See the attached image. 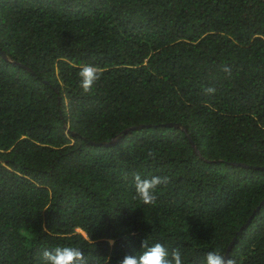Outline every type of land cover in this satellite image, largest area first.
I'll return each instance as SVG.
<instances>
[{"label":"trees","instance_id":"16d2710c","mask_svg":"<svg viewBox=\"0 0 264 264\" xmlns=\"http://www.w3.org/2000/svg\"><path fill=\"white\" fill-rule=\"evenodd\" d=\"M134 173L169 178L153 205ZM263 201L264 0H0V264L146 236L264 264Z\"/></svg>","mask_w":264,"mask_h":264},{"label":"clouds","instance_id":"9594fccd","mask_svg":"<svg viewBox=\"0 0 264 264\" xmlns=\"http://www.w3.org/2000/svg\"><path fill=\"white\" fill-rule=\"evenodd\" d=\"M79 87L88 93L98 79V69L87 64L79 71ZM214 92V89H208ZM169 182L168 177L153 175L146 177L141 173H134L132 183L135 188L134 199L143 205H153L157 200V189ZM83 231V229H77ZM23 235L30 236L31 233L21 229ZM109 246H115L116 240L110 239ZM187 256L180 248L171 249L166 241L153 239L146 236L139 248L132 254L125 255L118 264H185ZM41 264H98L97 258L81 247L72 245H57L52 248H44L41 252ZM204 264H235V261L227 258L222 250L209 252L204 258Z\"/></svg>","mask_w":264,"mask_h":264},{"label":"water","instance_id":"95a60500","mask_svg":"<svg viewBox=\"0 0 264 264\" xmlns=\"http://www.w3.org/2000/svg\"><path fill=\"white\" fill-rule=\"evenodd\" d=\"M2 54L6 57V53L3 51L2 52ZM166 125H169V126H177V127H181L182 125L180 124V123H167ZM182 128L183 129H185V127L184 126H182ZM130 129H127V130H125V131H129ZM111 142H109V143H106V144H110ZM199 153V152H198ZM262 204H264V201L262 202ZM260 209V207H258L254 212H253V214L250 216V218L248 219V221H247V223H245L242 227H241V229L239 230V233L240 232H242L243 231V229L244 228H247L248 226H249V224L251 223V221H252V219L254 218V216H255V214L257 213V211ZM235 243V241L233 240L232 242H231V244L229 245V247H228V251H227V253H226V257L227 258H229V251H230V249L232 248V245Z\"/></svg>","mask_w":264,"mask_h":264}]
</instances>
